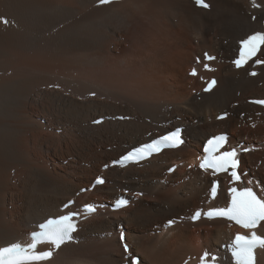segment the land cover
<instances>
[{
    "label": "bare ground",
    "instance_id": "6f19581e",
    "mask_svg": "<svg viewBox=\"0 0 264 264\" xmlns=\"http://www.w3.org/2000/svg\"><path fill=\"white\" fill-rule=\"evenodd\" d=\"M206 1L208 10L191 0H0V17L9 21L0 22V246L28 242V233L46 217L125 193L137 199L117 211L98 208L78 221L74 247L81 264H121L123 227L129 253L139 255L141 264H182L219 251L230 239L233 228L223 220H188L194 209L216 204L207 198L208 175L187 165L206 137L228 131L234 144L259 146L242 155V167L252 177L246 185L264 192V117L245 102L247 96L264 97V65L252 77L227 62L235 40L260 29L264 0H255L259 9H251L249 0ZM123 40L126 57L115 59L114 45ZM204 50L217 56L213 70L187 76ZM210 75L219 83L203 94L202 79ZM223 110L231 114L215 120ZM116 115L129 118L119 121ZM100 116L112 118L91 124ZM176 125L185 126L179 149L141 166L102 170L149 134ZM81 162L87 167L80 168ZM173 164L178 167L167 174ZM97 176L106 182L79 192ZM72 198L74 205L62 211ZM170 219L175 225L165 228ZM257 252V264H264V250ZM220 261L231 264L222 252Z\"/></svg>",
    "mask_w": 264,
    "mask_h": 264
},
{
    "label": "snow or ice",
    "instance_id": "6c2138e0",
    "mask_svg": "<svg viewBox=\"0 0 264 264\" xmlns=\"http://www.w3.org/2000/svg\"><path fill=\"white\" fill-rule=\"evenodd\" d=\"M114 2L115 0H98L99 5H109ZM194 3L204 9L210 7L206 0H194ZM253 6L260 7L259 4L255 3V0H253ZM252 19L256 20L257 17L253 16ZM0 22L5 25L9 23L5 17H0ZM238 44V54L231 61L237 69L244 68L250 61H254V66L264 65V60L255 59L258 54L264 52V31L253 32L240 39ZM203 59L204 61H213L216 57L205 52ZM200 62V57L197 56L196 63L199 64ZM203 67L206 71L213 70L209 63H204ZM197 74V69L193 67L189 75L196 76ZM249 75L256 76L257 73L252 71ZM215 85V78L207 81L204 92H210ZM90 95L94 96L95 93H90ZM250 103L264 106V99L251 100ZM227 115L228 113L225 112L217 119H224ZM93 123L98 125L102 121L94 120ZM184 143L183 129L180 127L165 131L154 138L149 134L147 142L133 145L118 159L113 160L112 165L139 164L165 150L179 149ZM228 144V134L221 133L210 136L203 145L204 155L200 159L199 169L205 173L210 172L213 177L210 183V197L213 200L216 199L219 188V181L215 177L225 173L230 175L233 184L240 182L243 175L239 171L241 153L251 151L247 147H241L239 151L237 147L229 149ZM104 167L108 168L109 165L105 164ZM172 171L174 169L169 168V172ZM105 182V178L99 176L95 180L97 185H103ZM228 192L230 193V200L227 206L212 207L206 211L197 210L190 219L193 223L198 222L201 218L208 220L225 219L234 222L242 229L248 230V234L237 232L226 247L230 250L232 264H257V250H264V235L257 233L258 227L264 226V192L258 194L253 187H229ZM137 195H142V193ZM72 203L73 201H68L64 206L65 209ZM128 203V199L121 198L116 202V207L120 208ZM84 211L94 213L96 208L85 205ZM80 218V212H66V214L45 218L43 222L38 224V230L30 233L29 243L9 242L0 246V264H43V262L56 259L58 256L61 264H81L76 250L78 247L76 233ZM167 223L171 226L175 221L170 219ZM119 239L122 242L126 241V234L121 232ZM40 245H47V250H38ZM123 250L126 254L129 253L130 249L127 243L123 244ZM199 259L200 264H217V257L215 255L210 257L208 251H205ZM129 260L130 264H141L138 256H129Z\"/></svg>",
    "mask_w": 264,
    "mask_h": 264
},
{
    "label": "rangeland",
    "instance_id": "374dc122",
    "mask_svg": "<svg viewBox=\"0 0 264 264\" xmlns=\"http://www.w3.org/2000/svg\"><path fill=\"white\" fill-rule=\"evenodd\" d=\"M127 44V42H124V40L122 41V43L120 44V45H118L117 46V49H116V43H115V45H114V50H113V52L112 53H114L112 56L116 59V57H120V56H123L124 58L126 57V54H125V51L124 50H126V48H128L129 46L128 45H126ZM116 52H117V54H116ZM116 66V65H115ZM184 71H185V69H181L180 70V73H181V75L184 73ZM110 77H111V79L112 80H114V79H116V72L115 73H110ZM114 85V84H113ZM114 86H116V82H115V85ZM95 96V95H94ZM41 122H42V120H40ZM75 130L77 131V128H75ZM58 132H61L60 130L58 131ZM111 149V147L110 146H106V150H110ZM71 158H69L68 160H63L62 161V163H63V165H66L67 164V161H69ZM258 165H259V161H258V163H257ZM85 165H86V163H83V162H81L80 163V168H86L85 167ZM187 167H188V165H187ZM165 172V171H164ZM90 183H91V181H90ZM89 183V184H90ZM164 183V182H163ZM88 184V185H89ZM86 187H88V186H86ZM95 189V188H94ZM93 189V190H94ZM93 190H91V191H93ZM87 192H88V190H87ZM126 192V190L124 191V193ZM81 193V192H80ZM84 193V192H83ZM86 193V192H85ZM183 215H181L180 217H181V219L183 218L182 217ZM121 226H123V225H121ZM157 225H155L154 226V229H157ZM124 228V227H123ZM120 229V228H119ZM125 229V228H124ZM117 230H118V228H117ZM118 231H120V230H118ZM110 234V235H109ZM111 233H103V234H101V237H103V238H109V237H111ZM120 241V240H119ZM198 242V241H197ZM196 242V243H197ZM199 243H200V241H199Z\"/></svg>",
    "mask_w": 264,
    "mask_h": 264
}]
</instances>
